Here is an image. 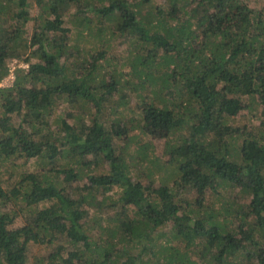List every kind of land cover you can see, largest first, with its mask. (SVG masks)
I'll use <instances>...</instances> for the list:
<instances>
[{"label":"trees","instance_id":"obj_1","mask_svg":"<svg viewBox=\"0 0 264 264\" xmlns=\"http://www.w3.org/2000/svg\"><path fill=\"white\" fill-rule=\"evenodd\" d=\"M17 58L0 264H264V0H0Z\"/></svg>","mask_w":264,"mask_h":264},{"label":"rangeland","instance_id":"obj_2","mask_svg":"<svg viewBox=\"0 0 264 264\" xmlns=\"http://www.w3.org/2000/svg\"><path fill=\"white\" fill-rule=\"evenodd\" d=\"M28 26L26 27V29H28L29 34L32 32V28H31V22L29 24H27ZM23 58V57H22ZM23 60L21 58H17V59H13V60H9L7 63V67L9 69V73L8 76L5 77L1 82H0V86L1 87H9L12 85L13 81H14V72L17 68H26V64L24 62H22ZM37 60H33V62H36ZM120 67V66H119ZM122 67V66H121ZM134 100H132L131 102H133ZM251 111H250V107L246 109V106L243 105L244 110L241 111V114L239 115V121L237 122L239 124V128L240 131H245L246 127L250 128V127H254L256 129L264 127V117H262L261 115H258L259 112H261L262 110V106H260L257 103L251 104ZM56 113H60L59 110ZM254 113H256V116L254 117ZM75 114L77 115L78 113L75 112ZM58 114H54L53 117L57 116ZM15 123L19 122L18 118H14ZM236 142H234L235 144ZM239 147H240V142H237ZM163 153L162 148H160L159 150H155L154 154L155 155H161ZM29 163L27 164V166H30ZM32 166V165H31ZM33 168H35L36 166H32ZM18 171V170H17ZM34 171V170H33ZM9 173H5L4 177L9 178ZM165 175V171L163 170H159L158 172L155 173V177L156 178H160L162 176ZM10 179V178H9ZM12 179H15V176L12 177ZM147 178H145V182H147ZM75 184L72 182L71 183V189L72 187H74ZM71 189L69 190V192L71 191ZM207 195V194H206ZM207 197V196H206ZM46 251V252H45ZM30 252L31 253H36L37 255L43 257L45 256V254L47 253V250L31 245L30 246ZM27 264H31V263H27Z\"/></svg>","mask_w":264,"mask_h":264}]
</instances>
